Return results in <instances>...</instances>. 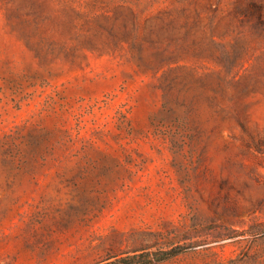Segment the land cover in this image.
<instances>
[{"label":"rangeland","instance_id":"rangeland-1","mask_svg":"<svg viewBox=\"0 0 264 264\" xmlns=\"http://www.w3.org/2000/svg\"><path fill=\"white\" fill-rule=\"evenodd\" d=\"M250 1L0 0V264L134 250L264 264V0L261 19ZM181 12L216 42L155 58L105 30L117 13L141 40ZM170 77L189 85L169 93L188 101L182 123L163 106Z\"/></svg>","mask_w":264,"mask_h":264},{"label":"trees","instance_id":"trees-1","mask_svg":"<svg viewBox=\"0 0 264 264\" xmlns=\"http://www.w3.org/2000/svg\"><path fill=\"white\" fill-rule=\"evenodd\" d=\"M258 19H261L262 11L260 4L251 0L248 7ZM119 14L115 13L113 15V23L105 27L107 33L118 40H130L131 47L136 48L137 51L141 54L145 50H148L152 56L158 58L160 53L164 52V50L171 45H180V47L184 50L191 49L196 52H201L203 50H207L208 43L216 42L214 38V30L215 26L209 27V35H208V27H201V31H198V18L190 20L184 13H180L179 16L169 19L167 23L163 24L160 27L158 26H149L148 31L143 35L141 40H138V32L134 25L132 27L128 26L126 21L119 28H115L114 22L119 18ZM182 18L180 24H177V20ZM199 32V33H197ZM192 35L190 41H187V36ZM165 43V44H164ZM165 46H164V45ZM178 85L181 88H189L188 83H180L176 80L175 77L165 78L164 89V102L163 106L166 110V113L170 116L174 121H178L182 123L184 120V115H182L183 111L188 109V101L184 98H179L175 96L174 98L169 97V93L173 91ZM202 86L206 88V84L202 83ZM180 90V88H178ZM171 254L160 256L154 252L149 250H134L133 252H120L109 254L103 259L99 260L96 263L92 264H154L165 259L169 258Z\"/></svg>","mask_w":264,"mask_h":264}]
</instances>
